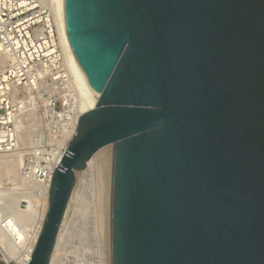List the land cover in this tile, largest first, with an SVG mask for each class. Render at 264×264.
Wrapping results in <instances>:
<instances>
[{
    "label": "water",
    "instance_id": "95a60500",
    "mask_svg": "<svg viewBox=\"0 0 264 264\" xmlns=\"http://www.w3.org/2000/svg\"><path fill=\"white\" fill-rule=\"evenodd\" d=\"M65 17L99 99L28 264H50L107 147L109 264H264V0H65Z\"/></svg>",
    "mask_w": 264,
    "mask_h": 264
},
{
    "label": "built area",
    "instance_id": "2783aa9c",
    "mask_svg": "<svg viewBox=\"0 0 264 264\" xmlns=\"http://www.w3.org/2000/svg\"><path fill=\"white\" fill-rule=\"evenodd\" d=\"M56 18L50 0H0V87L5 88L0 89V152L17 149L22 126L17 118L26 112L24 104H31L40 127L33 130L25 170L32 174L40 168L39 176L49 175L50 183L86 102L67 62ZM24 93L32 98L23 102ZM59 151L63 154L55 165Z\"/></svg>",
    "mask_w": 264,
    "mask_h": 264
},
{
    "label": "bare ground",
    "instance_id": "6f19581e",
    "mask_svg": "<svg viewBox=\"0 0 264 264\" xmlns=\"http://www.w3.org/2000/svg\"><path fill=\"white\" fill-rule=\"evenodd\" d=\"M50 2L53 5L57 15L56 19L60 30L62 46L65 51L67 62L71 68L73 76L76 79V82L78 83L80 90L86 97V102L83 104L81 112L89 111L96 106L99 99V94H97L89 86L88 79L72 50L66 28L65 0H50ZM6 69L7 68H4V66L2 67V70ZM0 89L5 88L0 87ZM25 90L29 91L28 89ZM24 96L28 97V93H24ZM25 97L21 99L23 102L29 101L32 98ZM24 105L27 108L26 112L22 115H19L17 118L20 124H22V126H20L18 135L17 149L14 150L13 148H2L3 151L0 152V257L7 264H28L31 261L48 211L49 194L51 188L49 175H47L46 179H44L42 176H39L40 168L34 170L32 174H30L26 170L23 171L25 166V157L33 146V128L40 127V124L38 125L37 120H35L36 117H38V110L34 113V111H30V108H32L31 104ZM63 151H59V153L57 154L55 165L60 162L59 160L61 159ZM96 171L100 173L98 174V192H96V194L93 193L95 195V198H93L96 207L94 209L95 213H97L95 218H97L98 222V224L96 223L97 225L95 226H98L97 233L99 239L98 261L96 262L97 264H109V147L98 152L88 163L86 169L83 172L77 174L76 185L78 186V183L80 184L82 178L94 176V173ZM8 185H10L11 187H8ZM78 193L77 187L75 186L72 197L70 199V203L68 205L66 217L68 211L71 209L72 204L74 202L76 203V200H78ZM83 203L84 202L82 201L80 204ZM89 208L90 206L87 209L90 210ZM65 223L66 218L62 224L57 239L51 264H60V254H62V245L65 241L64 236H66L64 235Z\"/></svg>",
    "mask_w": 264,
    "mask_h": 264
},
{
    "label": "rangeland",
    "instance_id": "374dc122",
    "mask_svg": "<svg viewBox=\"0 0 264 264\" xmlns=\"http://www.w3.org/2000/svg\"><path fill=\"white\" fill-rule=\"evenodd\" d=\"M33 129H35V127ZM25 164H27L26 160H25ZM25 167L26 166H24L23 171L25 170ZM98 174L100 173L96 171L94 173V176H91V177L88 176L87 178L84 177L80 181V184L78 183V186L76 185L77 193L79 192L78 193L79 197H78V200H76V203L74 202L71 206V209L68 211V214L66 217V223L64 224V235L66 236H64L65 241L62 245L63 246L62 254H60L61 260H62V261L60 260V264H84V263L97 264L96 261H98V245H99L98 241L99 239H98V233H97L98 226H95L98 224V222H97V218H95L97 213H95V209H94L96 207L94 204L95 195L93 193L96 194V192H98L97 189H99L98 188L99 187V175ZM83 180L86 182H84ZM8 187H11V186L8 185ZM82 201L84 203L80 204ZM89 206H90L89 208L90 210L87 209ZM0 264H5V262L2 261L0 262ZM11 264H15V263H11Z\"/></svg>",
    "mask_w": 264,
    "mask_h": 264
}]
</instances>
